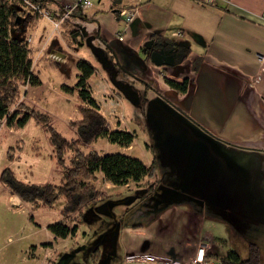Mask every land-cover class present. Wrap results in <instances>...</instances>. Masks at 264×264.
<instances>
[{
    "label": "crops",
    "instance_id": "obj_1",
    "mask_svg": "<svg viewBox=\"0 0 264 264\" xmlns=\"http://www.w3.org/2000/svg\"><path fill=\"white\" fill-rule=\"evenodd\" d=\"M89 1L87 9H82L76 0H46L44 5L49 12H56L70 4L75 25L79 29L83 23L95 26L93 42L113 55L117 68H123L125 75L155 95L168 94L174 109L168 111L179 118L177 132H169L186 137L190 148L184 147V162L173 166L172 175L182 172V177L174 178L172 187L155 186L153 193L125 212L133 211L128 219L117 223L109 264H152L151 259L156 257L188 263L201 245L208 246L213 259L236 252L226 250L227 241L215 232L217 225L227 226L226 221L235 215L253 217L256 212L250 202L261 197L264 200V187L255 190L248 184L251 170L243 191L239 184L243 165L264 167V0H217L213 5L197 0H140L135 18L128 25L119 19L117 11L131 7V0ZM118 32H123L122 41L116 37ZM16 37L30 39L34 69L39 74L42 68L61 65L62 79L66 67L76 69L81 59L71 54L74 49L65 47L59 29L47 18H41L28 32L21 30ZM151 40H162L171 46L167 54H161L173 56V67L151 63L146 51L153 49ZM83 45L84 37L79 47ZM177 47L182 49L178 54L174 53ZM50 56L60 57L63 62L59 64ZM101 80L108 84L102 77ZM166 80L178 84L186 80V90L178 93ZM53 84L49 79L47 87ZM40 87L24 88L23 100L33 104L28 94ZM110 90L117 99L119 95ZM5 132L11 134L14 130L5 128ZM134 142L123 150L131 149ZM105 187L118 188L107 182ZM0 195L12 207L25 206L3 185ZM243 197L248 206L240 208ZM126 198L136 197L126 196L123 200ZM207 222L210 230L205 227ZM47 232L50 240H58ZM50 240L43 244L50 247H32L31 258L39 251L48 256ZM229 244H233L230 239ZM128 257L135 261H128Z\"/></svg>",
    "mask_w": 264,
    "mask_h": 264
},
{
    "label": "rangeland",
    "instance_id": "obj_2",
    "mask_svg": "<svg viewBox=\"0 0 264 264\" xmlns=\"http://www.w3.org/2000/svg\"><path fill=\"white\" fill-rule=\"evenodd\" d=\"M80 29L84 37V47H76L71 54L89 61L96 67L97 73L86 83L87 92L100 105L99 112L108 121L112 130H130L135 136V142L128 151L109 145L103 139L98 140L84 151L94 150L102 154L121 152L145 164L155 161V174L148 182L158 188L172 187L174 178H181L183 175L182 172L176 177L172 175L175 170L173 166H179L187 158L184 154V147L190 150L188 140L184 136L175 137L170 132L163 136L162 121L153 116L148 108L150 102H156L167 110L174 111L170 106L169 99L171 97L166 93L157 96L144 85L125 75L121 71L123 68H117L116 61L108 50L107 52L103 50L105 51V60L113 65L111 69L104 68L103 63L91 51L92 46L97 48V44L93 42L95 26L83 23L80 25ZM59 59L61 58L59 57ZM63 59L65 58L63 57ZM58 63L60 64V62ZM61 73H64V68L61 65L60 67L51 65L48 70L42 68L40 70L42 85L36 91L28 94L34 103L27 102L49 116L50 125L55 131L66 139H72L75 137V133L69 124L70 121L74 122L78 119L77 106L81 104V101L77 91H75L77 94H74L75 92L65 94L58 85L73 87L77 80V71L68 65L62 79ZM112 74L115 75L116 82L124 83L137 92L139 96L137 104L129 101L121 93L117 98L118 101L113 97L108 86L113 85ZM101 77L108 84L101 80ZM49 79L54 83L50 89L47 87ZM48 137L46 130L33 119H30L23 128L14 130L11 134H7L3 128L0 131V176L2 171L8 168L13 172L15 178L23 183L58 184L61 178V169L54 158ZM8 147L13 149L10 152L13 158L7 161ZM243 167L241 168L242 174L239 176L241 191L246 188L245 178L250 177V170L252 178L248 182L250 188L259 190L264 187L263 166L258 165L253 168L243 165ZM147 184L146 180H143L139 185L129 184V187L126 186L128 188H106L104 180L98 174L94 183L95 188L105 197L112 199L113 202L120 201L121 203L110 204L108 212L101 211L107 204L106 201L99 200L90 204L83 209L80 215L66 221L68 225H76L74 234L58 240H50V234L43 226L62 219L60 214L63 207L62 199H59L52 208L41 204L32 211L27 205L12 207L0 195V264H109L114 249L113 241L117 239L118 234L117 223L120 224L123 219L129 218L128 216L133 211L125 212L129 208L133 209V206L143 199L142 196L151 194L148 193ZM0 185H2L1 182ZM126 196L141 197V199L135 203L122 202L123 197ZM261 198L250 202L252 203L251 209L256 212L253 217H249L247 214L235 215L233 218L231 217L230 221H226L227 226L219 223L220 225L216 226L215 235L227 241L226 250L232 248L240 257H243L242 259L247 258L249 244L256 245L260 254V264H264V200ZM238 206L240 208L247 207L246 198H241ZM138 210L139 208L136 212ZM30 217L33 220H30ZM205 227L209 229V223ZM229 227L232 228V231ZM229 239L233 243L232 246L229 244ZM49 240L52 243V248L46 251L48 256H45L44 251H39L33 254L34 258H31L32 247H50L43 246ZM96 249L97 253H95ZM94 255L98 256V261L94 260Z\"/></svg>",
    "mask_w": 264,
    "mask_h": 264
},
{
    "label": "trees",
    "instance_id": "obj_3",
    "mask_svg": "<svg viewBox=\"0 0 264 264\" xmlns=\"http://www.w3.org/2000/svg\"><path fill=\"white\" fill-rule=\"evenodd\" d=\"M23 1H31L51 16L53 22L58 24L60 37L67 49L73 50L82 46L83 42L81 31L72 19L73 15L64 17L63 8L56 12H49L44 5L46 0H0V131L3 128L21 129L30 119H33L48 133V142L61 169L58 184L23 183L17 180L8 168L2 171L0 182L32 211L41 204L52 208L59 199H62L63 207L60 211L62 219L49 224L46 229L55 239H65L76 231L75 224L66 223L69 218L74 219L94 202L111 201L95 188L94 183L98 174L102 175L105 182L117 187H126V185L129 187V184L137 185L146 180L150 194L155 191V186L148 181L154 177L156 165L152 162L147 167L142 161L121 152L102 154L94 150L84 151L100 139H105L118 148H128L135 138L134 133L112 130L108 121L100 114L99 105L86 89V83L92 75H95L96 68L85 59L76 62L78 75L74 86L60 87L65 94L77 91L81 101V104L77 106L78 119L74 122L70 121L69 124L75 133L74 138H64L51 127L47 114L22 100L25 93L23 89L40 87L41 80L39 71L34 69L27 40L17 38L16 34L21 30L25 32L32 30L42 18L37 12L22 10ZM82 19L90 21L85 17ZM151 43L152 48L162 47L165 53L171 49V46L163 44L162 40H151ZM149 50L152 51V49H146V51ZM181 50L177 47L174 53L178 54ZM184 51L187 52V49ZM166 83L178 93L184 92L187 87L186 80L181 84L169 80H166ZM110 88L120 95L113 85ZM12 150L10 148L7 151V160L13 158L10 153ZM137 199L141 197L135 198ZM30 220H33L32 217ZM97 252L96 249L95 253ZM209 258H211L210 255ZM97 259L98 256L94 255V260ZM214 259L219 264H260L259 250L254 244H249L246 259H242L233 251L223 257L215 256Z\"/></svg>",
    "mask_w": 264,
    "mask_h": 264
},
{
    "label": "water",
    "instance_id": "obj_4",
    "mask_svg": "<svg viewBox=\"0 0 264 264\" xmlns=\"http://www.w3.org/2000/svg\"><path fill=\"white\" fill-rule=\"evenodd\" d=\"M91 51L99 58V60L103 63L104 68L106 69H111L112 65L109 64L105 60V53L103 50L95 47H91ZM149 53V59L152 64H154L157 67L160 66H166V67H173L175 65L174 58L171 55H163L161 52L157 50H152L148 51ZM114 74L111 75V82L113 86L121 93L123 94L129 101L133 102L134 104H137L139 101V96L136 91H134L131 87L128 85L121 83V82H116L114 79ZM148 108L150 113L153 114V116H157L158 119L160 117V120L163 123L164 131H163V136L169 131H176L177 127L179 126L178 124V117L168 111L165 107L157 104L156 102H150L148 104ZM177 132V131H176ZM131 200H135V198H126L125 200H122V202H129ZM116 203H121L120 201L113 202L109 201L105 205V207L101 210L102 212H108L110 210L109 205L110 204H116Z\"/></svg>",
    "mask_w": 264,
    "mask_h": 264
},
{
    "label": "built area",
    "instance_id": "obj_5",
    "mask_svg": "<svg viewBox=\"0 0 264 264\" xmlns=\"http://www.w3.org/2000/svg\"><path fill=\"white\" fill-rule=\"evenodd\" d=\"M78 5L82 9H87L90 6V1L89 0H76ZM133 2V5L129 8L126 9H121L118 13L119 19L125 24L128 25L131 22H133L135 15H136V10L138 7V4L140 0H131ZM203 4L206 5H213L214 3L217 2V0H197ZM24 7L22 10L25 11H33L37 12L40 17L42 18H47L51 21L52 18L51 16L45 11L41 10L38 5L32 3L31 1H23ZM63 10H64V17L69 16L73 13V7L70 4H65L63 5ZM55 28H58V24L54 23ZM116 37L119 41L123 40V32H118L116 34ZM28 44L30 42V39H26ZM53 60L56 62L62 63L63 60L59 59L58 57L55 56H50ZM127 186V185H126ZM209 248L208 246L201 245L198 247L194 257L188 262V263H181L176 260L170 259V258H152L151 262L152 264H219L213 259L209 258ZM128 261H135L134 257H128Z\"/></svg>",
    "mask_w": 264,
    "mask_h": 264
},
{
    "label": "flooded vegetation",
    "instance_id": "obj_6",
    "mask_svg": "<svg viewBox=\"0 0 264 264\" xmlns=\"http://www.w3.org/2000/svg\"><path fill=\"white\" fill-rule=\"evenodd\" d=\"M153 46V45H152ZM162 48V47H161ZM161 48H159V49H156V48H153L152 50H157V51H160V52H162V53H164V54H167V53H165L166 51L165 50H163V49H161ZM165 51V52H164ZM156 118H158L157 116H156ZM159 119H160V117H159Z\"/></svg>",
    "mask_w": 264,
    "mask_h": 264
}]
</instances>
